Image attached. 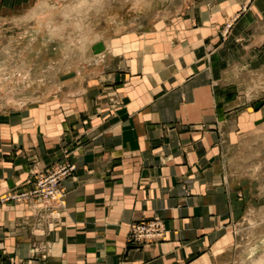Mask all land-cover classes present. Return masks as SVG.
I'll list each match as a JSON object with an SVG mask.
<instances>
[{
	"label": "crops",
	"instance_id": "1",
	"mask_svg": "<svg viewBox=\"0 0 264 264\" xmlns=\"http://www.w3.org/2000/svg\"><path fill=\"white\" fill-rule=\"evenodd\" d=\"M262 4L204 2L114 29L93 49L104 56L65 71L44 104L1 110L0 264H215L240 210L225 149L258 114L222 89L256 50ZM66 157L77 170L62 207L1 201ZM154 216L166 239L129 243L130 225Z\"/></svg>",
	"mask_w": 264,
	"mask_h": 264
},
{
	"label": "rangeland",
	"instance_id": "2",
	"mask_svg": "<svg viewBox=\"0 0 264 264\" xmlns=\"http://www.w3.org/2000/svg\"><path fill=\"white\" fill-rule=\"evenodd\" d=\"M221 1L0 0V111L44 104V94L65 71H78L104 56L93 49L109 40L114 29H148L157 19L182 14L187 6ZM226 31L225 25V36ZM252 33L256 50L240 60L241 68L230 69L233 82L222 89L230 98L240 96L241 112L258 114L247 119L245 129L238 127L225 149L240 210L232 247L215 264H264V24Z\"/></svg>",
	"mask_w": 264,
	"mask_h": 264
},
{
	"label": "built area",
	"instance_id": "3",
	"mask_svg": "<svg viewBox=\"0 0 264 264\" xmlns=\"http://www.w3.org/2000/svg\"><path fill=\"white\" fill-rule=\"evenodd\" d=\"M232 23L227 24V30ZM64 158L61 162L49 167L44 172H36L32 182L35 187L28 191H12L5 194L2 202L18 201L32 202L39 201L48 208L62 207L65 204V188L62 182L74 175L77 165ZM168 229L165 221L160 216L150 219L133 222L128 230V241L131 244H150L166 239Z\"/></svg>",
	"mask_w": 264,
	"mask_h": 264
}]
</instances>
